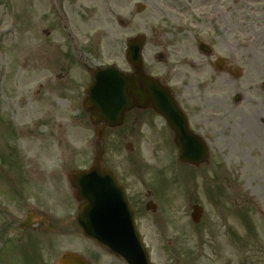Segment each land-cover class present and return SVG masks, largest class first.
Instances as JSON below:
<instances>
[{
	"label": "rangeland",
	"instance_id": "374dc122",
	"mask_svg": "<svg viewBox=\"0 0 264 264\" xmlns=\"http://www.w3.org/2000/svg\"><path fill=\"white\" fill-rule=\"evenodd\" d=\"M195 2L200 5L202 0ZM139 3L145 5L140 13ZM192 4V0H0L1 160L11 156L6 150L12 147L9 135L15 130L16 140L19 132L24 137L47 127L59 133L63 129L56 126L63 121V126L73 125L66 129L67 170L92 164L97 139L82 110V89L90 78L78 67L77 57L129 71L126 42L145 34L143 56L156 60L162 50L171 52L178 31L199 26L187 15ZM202 11L201 6L195 10L197 22H203ZM34 149L33 154L38 153ZM104 149L105 165L117 174L130 173V195L141 196L135 206L137 221L153 264H264V144H244L236 164L231 159L239 169L237 177L220 178L188 174L185 168L178 175L173 147H137L124 138L123 129L106 132ZM221 155L219 150L214 154L223 162ZM6 186L0 182V196L11 198ZM153 186L162 200L158 212L163 216L158 220L144 205L147 191L155 194ZM4 201L0 264H57L67 251L84 255L92 264H125L86 239L72 220L65 236L39 238L32 231H20L15 224L20 211ZM196 205L203 207L198 224L191 219ZM75 215L76 210H68L69 217Z\"/></svg>",
	"mask_w": 264,
	"mask_h": 264
},
{
	"label": "flooded vegetation",
	"instance_id": "af4514ba",
	"mask_svg": "<svg viewBox=\"0 0 264 264\" xmlns=\"http://www.w3.org/2000/svg\"><path fill=\"white\" fill-rule=\"evenodd\" d=\"M192 2L187 15L191 24L199 26L178 31L171 52L162 50L156 60L150 54L143 56L145 73L168 88L178 106V115L170 118L176 128L151 108H133L125 114L119 129L137 147L172 146L177 156V139L187 136L191 145L209 152V158L198 166L180 165L188 174L237 177L239 169L231 159L236 164L246 143L264 144V0ZM199 6L203 8V22L195 17ZM180 126L188 131L181 136L175 131ZM56 127L63 131L57 133L47 127L24 137L19 132L11 161L4 162L0 157V170L10 163L14 174V206L34 212L36 222L47 219L51 231L66 228L69 206L67 124L63 126L62 121ZM34 148L38 153L33 154ZM51 150L56 157L51 156ZM217 150L224 163L215 158ZM118 179L130 190L129 174L121 173ZM146 195L154 196L151 191ZM131 199L142 201L141 196ZM154 199L158 201L156 196ZM45 227L39 222L33 230Z\"/></svg>",
	"mask_w": 264,
	"mask_h": 264
},
{
	"label": "water",
	"instance_id": "95a60500",
	"mask_svg": "<svg viewBox=\"0 0 264 264\" xmlns=\"http://www.w3.org/2000/svg\"><path fill=\"white\" fill-rule=\"evenodd\" d=\"M142 8L140 5L139 9ZM142 43V37L128 43L127 59L135 69L131 76L113 66L97 68L93 72L94 80L88 89L86 104L94 125L115 127L121 123L126 110L133 106H150L165 116L176 114V105L168 91L141 73ZM129 94L132 99H129ZM169 100L172 104H169ZM97 133L101 137L103 130H97ZM179 149L183 162H199L197 160L202 153L197 146L181 145ZM101 157L102 151H99L93 167L70 174L78 199L84 201L79 208L78 222L86 236L107 247L111 253L121 256L128 264H150L125 191L118 186L112 173L101 168ZM200 210L197 209L194 214L195 221L199 220ZM30 224L26 222L22 227ZM59 264L88 263L80 255L64 253Z\"/></svg>",
	"mask_w": 264,
	"mask_h": 264
}]
</instances>
